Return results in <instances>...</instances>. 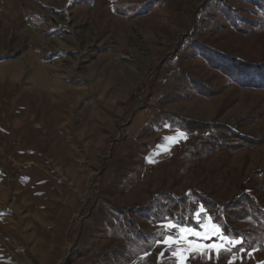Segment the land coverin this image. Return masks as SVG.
<instances>
[{
  "label": "rangeland",
  "instance_id": "374dc122",
  "mask_svg": "<svg viewBox=\"0 0 264 264\" xmlns=\"http://www.w3.org/2000/svg\"><path fill=\"white\" fill-rule=\"evenodd\" d=\"M207 1L0 0V264H264V86L224 70L264 62V3ZM187 35L209 50L178 52ZM177 116L260 144L202 149ZM162 192L249 194L255 216L216 222L193 199L182 224Z\"/></svg>",
  "mask_w": 264,
  "mask_h": 264
},
{
  "label": "trees",
  "instance_id": "16d2710c",
  "mask_svg": "<svg viewBox=\"0 0 264 264\" xmlns=\"http://www.w3.org/2000/svg\"><path fill=\"white\" fill-rule=\"evenodd\" d=\"M231 1L232 0H208L207 5L204 7L203 14L209 15V13H211L217 7H220L221 11L227 12L229 14L230 11L234 9ZM251 1H255L258 4H260V2L264 3V0ZM261 6L263 7V5ZM233 24H235V26H238L235 17L233 19ZM187 44L193 47H198L200 49L209 50L201 44V41H197L191 36L187 35L179 41L177 45L178 52H181ZM210 52L211 55L216 56L212 52V50H210ZM224 70H228L230 76H233V78H235L234 80H236V83H242L247 80L246 82L248 83L245 82L247 85H255L256 87L264 86V62L261 64H257L251 62L236 61L235 59H233L229 61V63L226 62L224 64ZM155 71V69L150 71V79L153 77ZM146 88H148V84H145L138 90L136 97L139 98L141 94H143L144 90H146ZM202 88L203 89L199 87V90L201 89L200 92H202V94H206L207 96H212L217 92V90L213 89L212 87L202 86ZM137 112L138 111L135 109L129 111L122 121V127L129 126L135 118ZM177 119L180 127L189 133H206V136L201 141V147L205 150L215 151L220 149H227L230 151H236L239 149L256 147L260 144V141L256 140L254 137L246 136L224 123H205L181 116H177ZM108 144L109 145H107V147L105 148V153L107 155L109 154L111 147L110 143ZM262 171L264 172V169ZM158 196L173 202V204L169 205L166 208V212L168 216L172 218V220L177 219V221L179 220L182 224H194L192 214H194L198 210V204H200L205 209L206 213L212 216L216 222L220 221L221 216L223 215L232 216L237 218L238 220H243L251 214L255 216V213H252V209L256 204L252 196L249 194H243L242 196L236 197L227 203L216 202L208 198L205 194L199 192H192L191 194H187L184 196H175L172 193L162 192L159 193ZM193 199L197 203V205H193ZM140 209L142 211L146 210L144 209V207H141ZM118 210L119 212L127 213L126 209ZM154 216L157 218L160 217L158 213ZM126 228L134 232L137 236L142 237L141 233L137 231L134 223H127ZM223 232L229 236H232V234H235V236L241 235L238 231H234L227 226H223ZM145 240L147 241V239Z\"/></svg>",
  "mask_w": 264,
  "mask_h": 264
},
{
  "label": "snow or ice",
  "instance_id": "6c2138e0",
  "mask_svg": "<svg viewBox=\"0 0 264 264\" xmlns=\"http://www.w3.org/2000/svg\"><path fill=\"white\" fill-rule=\"evenodd\" d=\"M190 244H191V248H190L191 251L206 252L209 250H215L217 256L221 254L220 247L215 244H212L210 246L208 245L201 246L197 242H190Z\"/></svg>",
  "mask_w": 264,
  "mask_h": 264
}]
</instances>
